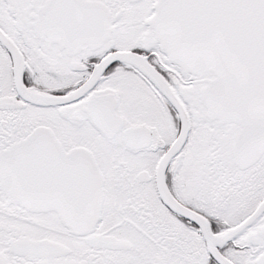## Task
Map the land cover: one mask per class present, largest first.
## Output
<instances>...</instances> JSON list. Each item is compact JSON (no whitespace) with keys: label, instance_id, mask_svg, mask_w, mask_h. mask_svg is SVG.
<instances>
[{"label":"snow or ice","instance_id":"6c2138e0","mask_svg":"<svg viewBox=\"0 0 264 264\" xmlns=\"http://www.w3.org/2000/svg\"><path fill=\"white\" fill-rule=\"evenodd\" d=\"M0 264H264V0H0Z\"/></svg>","mask_w":264,"mask_h":264}]
</instances>
